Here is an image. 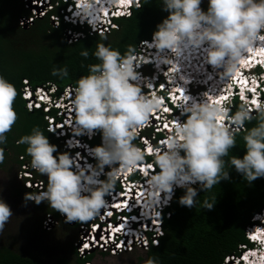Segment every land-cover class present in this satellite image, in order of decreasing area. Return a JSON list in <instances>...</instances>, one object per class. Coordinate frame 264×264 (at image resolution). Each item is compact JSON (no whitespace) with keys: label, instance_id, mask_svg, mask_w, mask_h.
<instances>
[{"label":"clouds","instance_id":"clouds-1","mask_svg":"<svg viewBox=\"0 0 264 264\" xmlns=\"http://www.w3.org/2000/svg\"><path fill=\"white\" fill-rule=\"evenodd\" d=\"M139 3L140 0H70L61 13L72 25H86L92 31L99 25L102 30L97 32L103 33L116 27L115 19L130 16L134 6H141ZM203 3L204 0H159L161 11L167 15L156 24L151 40L142 42V52L134 55L130 46L121 54L109 45L97 43L92 55L99 63L87 66V74L70 87L71 94H64L65 90L56 98L55 90H25L23 95L29 109H59L62 121L51 119L47 131L58 130L65 147L72 150L71 155L58 151L57 145L50 143L38 127L16 141L17 145L26 146L24 151L30 157L31 169L46 177V184L38 188V193L24 194L25 201L36 205L46 202L49 209L64 217V223L89 222L106 208L105 197L119 177L135 171L145 157H151L153 161L147 163L152 162L155 168H148L153 174L147 180L148 197L143 215L155 217L157 231L163 235L159 209L173 199L176 188L183 189L177 203L192 209L198 203V191L205 192L221 180H229L230 170L249 186L264 178V91L259 92L261 103H242L231 114L238 95L222 107L211 102L204 81H200L199 87L205 92L198 93L196 88L192 89L198 82L190 74L174 73L177 77L171 80L160 73L165 68L175 71L199 60L200 66L194 67V71L206 73L207 80L217 73L230 78L248 54L258 48L264 51V0H207L206 7H202ZM110 11L107 20L113 27L103 28V15L108 16ZM124 12L128 15H120ZM69 32L76 35L75 31ZM80 55L87 59L89 53L84 50ZM261 64L244 66L252 73L248 76L259 79L264 72ZM168 65L172 67L168 69ZM145 66L151 67L152 73H144ZM206 69L212 72L207 73ZM51 74L64 78L68 69L53 68ZM261 82L264 87V80ZM180 88L190 95H183L176 105L169 98L172 90ZM16 96L15 86L0 76V144L6 142L5 133L17 120L13 108ZM164 105L170 106L173 113H164L160 108ZM171 120L176 122L170 124ZM253 120L256 123L245 128ZM60 125L64 127H57ZM241 129L244 151L243 155H236L232 150L237 147ZM97 132L101 143L93 147L86 140ZM145 132L150 136H145ZM136 135L142 145L133 143ZM3 161L4 150L0 148V163ZM21 174L27 179L32 177L29 170ZM26 182L31 188L37 184L30 179ZM215 203L216 198L214 203L205 200L202 208L211 210ZM126 213L123 209L120 215ZM118 214L113 216L114 223L119 222ZM11 217L9 206L0 199V233ZM252 221L246 234L252 246H244L239 255L226 258L224 264H264V209ZM145 264L156 261L148 258Z\"/></svg>","mask_w":264,"mask_h":264},{"label":"trees","instance_id":"trees-1","mask_svg":"<svg viewBox=\"0 0 264 264\" xmlns=\"http://www.w3.org/2000/svg\"><path fill=\"white\" fill-rule=\"evenodd\" d=\"M49 2L51 9L36 16L25 6L24 0H0V76L11 82L17 91L13 104L17 120L11 130L5 133L6 142L0 144V148L4 150L0 172L6 173L15 166H25L32 174L28 179L23 177L20 189H16L18 198L15 201L11 199L16 208L14 212H20V205H27L30 209L25 211L22 207L27 215L16 235L9 231L8 226L16 223L14 218H19V214L15 215L11 211L12 217L0 233V264H85L90 263L94 255H82L76 246V241L79 240L78 226H88L93 219L71 226L63 223L62 215L49 209L46 202L36 205L23 199L26 192L38 193L33 184V188L25 186L26 180L30 179L31 182L44 186L46 177L30 168V157L24 151L26 146L16 143L22 135L29 134L34 127H38L48 136L50 143L57 145L58 151L72 154V150L65 147L64 138L57 134L58 130L47 131L51 127V119L54 122L62 121L59 109H29L28 101L23 95L25 90L52 89L56 91L54 96L60 97L66 89L73 88L81 75L87 74L89 64L99 63L92 55L97 43L109 45L121 54L126 53L131 46L135 55L142 52V42L151 40L156 24L167 15L161 11L159 0H140L141 6H134L130 16L115 19L116 27L99 33L86 25H72L64 20L61 10L64 12L70 0ZM30 18L31 23L24 25V21ZM53 18L58 20L57 25ZM68 31H75L76 35L69 38ZM84 50L89 53L87 59L80 55ZM64 67L68 69L67 77L51 74L53 68ZM240 105L235 98L231 114ZM255 123V120L246 123L245 128ZM242 135L243 129L237 134V147L232 150L236 155H243ZM86 141L94 147L101 143V136L97 132ZM133 143L142 145L138 135ZM19 170L27 171L22 168ZM225 170H229L227 165ZM229 176V180H221L210 190L198 191V203L192 209L177 203L178 197L183 195V189H175L173 199L163 212L164 234L159 237L157 245H150L146 251V260L152 258L156 264H224L226 258L239 255L244 246H252L246 236L247 227L252 224L253 216L264 209V178L253 181L249 186L234 170L229 171ZM136 177L134 175L132 178ZM120 188L117 181L112 190ZM215 198L216 203L211 210L202 208L205 200L214 203ZM0 199L7 202L10 198L5 197L0 190ZM34 212L45 217L53 215L61 223L52 232L40 230L34 221ZM42 222L43 219L41 225Z\"/></svg>","mask_w":264,"mask_h":264},{"label":"built area","instance_id":"built-area-1","mask_svg":"<svg viewBox=\"0 0 264 264\" xmlns=\"http://www.w3.org/2000/svg\"><path fill=\"white\" fill-rule=\"evenodd\" d=\"M71 93L72 88H68L64 92V94ZM152 165V162L148 164L147 161H143L135 171L122 174L119 177L117 181L121 184V190L119 191L118 189L116 192L111 190L108 197H105L107 201L106 208L102 209L88 226H85L87 229L84 233L85 235H83L82 240L77 241L76 246H78L80 253L94 249L114 255L134 250L146 252L151 244H158L161 236L157 231L158 222H155V217L148 218L143 215V212L146 211L143 205L148 197L146 191L147 180L153 174L148 171V168H155ZM145 167L146 169H144ZM136 174L138 176L132 178ZM120 196V199H116ZM162 198L163 196H161ZM168 205L162 204L159 209L161 212L162 224L160 227L162 230L163 212ZM123 209L127 213L120 215ZM117 212L119 213L117 215L119 222L114 223L112 219ZM121 224H127L124 231V228H119ZM116 229H119V231ZM86 245L87 247H85Z\"/></svg>","mask_w":264,"mask_h":264},{"label":"rangeland","instance_id":"rangeland-1","mask_svg":"<svg viewBox=\"0 0 264 264\" xmlns=\"http://www.w3.org/2000/svg\"><path fill=\"white\" fill-rule=\"evenodd\" d=\"M37 1V2H36ZM41 1V2H40ZM24 4L26 7H28L33 14H35L36 16L41 13L43 14V12L45 10L51 9L50 6V2H48L47 0H24ZM207 6V0H204V3L202 4V7H206ZM62 12V10H61ZM53 20L55 21L56 25H57V19L53 18ZM32 21V19H28L24 21V25L30 24ZM23 22V21H22ZM21 22V23H22ZM68 35L69 38H71L73 36V34H71L68 31ZM144 73L146 74H150L152 73V68L149 66H145L143 68ZM200 82H198L197 85H193L192 89L196 88V91L198 93H203L200 90H203L199 87ZM205 92V90H203ZM238 101L240 102V104H242L243 102H241L239 99ZM29 106V104H28ZM145 136L149 137L150 133L145 132ZM153 161V159H151ZM145 161H148L147 159H145ZM23 170H27L28 171V167L25 168V166L21 167ZM18 166H15L14 168H12V170L10 172H0V190L1 193L5 196L10 198L6 203L9 206L10 210L13 212L16 210L15 205L12 203L11 199L13 201H15L18 198V194L16 189H20L21 185H22V180L23 177H26L25 174H21L20 170L21 169ZM31 168V167H30ZM25 175V176H24ZM25 186L29 187L30 185L27 184V182H25ZM32 186V185H31ZM33 187H36L37 189H41V185L39 183V185L34 184ZM32 187V188H33ZM41 191V190H40ZM25 201V200H24ZM25 208V211H29L30 207H28L27 205H20V212H14L13 214L17 215L19 214V218H14L16 219V223L14 225H12V223L8 226L9 227V231H12L14 235H16L18 232H20V228L19 226H21L23 224V218L27 215V213L24 211L23 208ZM33 210V209H32ZM34 217L35 218V222L36 224L40 227L39 229H44L47 232H52V230L57 227L59 225V222L53 217V215H46V217L43 214H38L34 212ZM61 218L64 219V217L62 216ZM43 219L42 225H41V220ZM64 223V221H63ZM77 222H72V223H68V225L71 226H75ZM78 230V231H77ZM77 238L79 240H82L83 235H85V231H87L86 227L83 225L78 226L77 228ZM75 233V232H74ZM77 243V241H76ZM78 248V246H77ZM57 251V250H56ZM39 252V250H38ZM80 252V251H79ZM89 253H93V258L90 261V263H85V264H145L146 261V252L143 250H134L131 252H127V253H121V254H110V253H105L103 254V252H101L99 249H94V250H89L85 253H81L82 255H86Z\"/></svg>","mask_w":264,"mask_h":264},{"label":"bare ground","instance_id":"bare-ground-1","mask_svg":"<svg viewBox=\"0 0 264 264\" xmlns=\"http://www.w3.org/2000/svg\"><path fill=\"white\" fill-rule=\"evenodd\" d=\"M37 2V1H36ZM41 2V1H40ZM252 55H261L262 56V58L264 59V51L261 49V48H258L256 51H254V52H252L251 53ZM189 67H192V65H190ZM199 68V67H198ZM209 68V66H207V69ZM207 69H206V72L208 73V71H207ZM170 71V77H171V80H172V78L173 79H175L177 76L176 75H174V71L172 70V69H170L169 70ZM191 72H195L194 70L193 71H183V72H181L180 73V75L181 76H184L186 73H188V74H192ZM204 74H206V73H204ZM235 74H237V72L235 73ZM214 78L212 77V79L210 80V81H212ZM209 84H210V82H208ZM227 82H225V84H226ZM144 169H146V167L144 168ZM162 196H163V194H162ZM124 197V196H123ZM121 198V196L119 197V198H116V199H120ZM163 199V198H162ZM126 225L127 224H121V227H119L120 229L121 228H124L123 229V231L125 230V228H126Z\"/></svg>","mask_w":264,"mask_h":264},{"label":"snow or ice","instance_id":"snow-or-ice-1","mask_svg":"<svg viewBox=\"0 0 264 264\" xmlns=\"http://www.w3.org/2000/svg\"><path fill=\"white\" fill-rule=\"evenodd\" d=\"M116 230L119 231V229H116ZM85 247H87V245Z\"/></svg>","mask_w":264,"mask_h":264}]
</instances>
